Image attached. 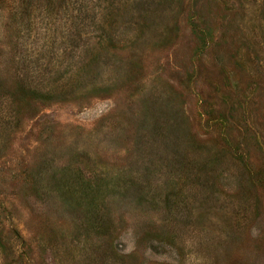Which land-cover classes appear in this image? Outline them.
<instances>
[{"label":"rangeland","instance_id":"374dc122","mask_svg":"<svg viewBox=\"0 0 264 264\" xmlns=\"http://www.w3.org/2000/svg\"><path fill=\"white\" fill-rule=\"evenodd\" d=\"M28 1L0 0V264H264V0Z\"/></svg>","mask_w":264,"mask_h":264},{"label":"trees","instance_id":"16d2710c","mask_svg":"<svg viewBox=\"0 0 264 264\" xmlns=\"http://www.w3.org/2000/svg\"><path fill=\"white\" fill-rule=\"evenodd\" d=\"M23 1H26V2H27L28 0H23ZM28 4H29V1H28ZM76 4H77V5L79 4V6H82V5L84 4V0H76ZM27 6H28V5H27ZM79 6H78V9H81V7H79ZM34 92H36V91H34ZM34 92H33V93H34ZM28 170H29V169H28ZM26 172H27V171H26ZM26 175L29 177V176H30L29 172H27Z\"/></svg>","mask_w":264,"mask_h":264}]
</instances>
